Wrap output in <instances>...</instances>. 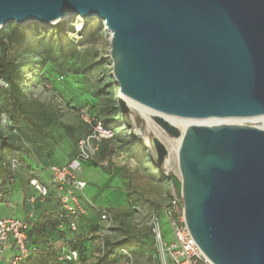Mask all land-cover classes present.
Here are the masks:
<instances>
[{
	"label": "water",
	"instance_id": "water-1",
	"mask_svg": "<svg viewBox=\"0 0 264 264\" xmlns=\"http://www.w3.org/2000/svg\"><path fill=\"white\" fill-rule=\"evenodd\" d=\"M75 15L104 21L120 94L180 137L170 180L196 244L213 264H264V127L216 120L180 129L160 115L264 116V0H0L2 27ZM150 143L162 168L168 148L156 135Z\"/></svg>",
	"mask_w": 264,
	"mask_h": 264
},
{
	"label": "rangeland",
	"instance_id": "rangeland-1",
	"mask_svg": "<svg viewBox=\"0 0 264 264\" xmlns=\"http://www.w3.org/2000/svg\"><path fill=\"white\" fill-rule=\"evenodd\" d=\"M65 21L66 31L61 38L50 30L63 20L24 25L10 22L0 28L5 39V58L17 65L15 79L20 83L21 99L49 135L45 139L35 136L24 124L21 131L10 120L4 107L5 94L0 90V134L12 146L3 150V163H16L15 182L25 179L30 172L47 176L49 164L69 161L74 155L71 153H75L77 138L88 132L89 121L98 116L115 129L116 136L109 139L108 151L99 157L104 172L93 165L97 153L89 164H81L80 175L86 181L83 192L88 202L86 214L78 219V242L85 251L69 264H148L154 250L149 216L160 213L161 203L172 192L170 175L179 173L176 156L169 151L173 138L157 123L149 122L148 114L137 115L134 109L127 111L130 124L123 123L126 113L122 112L116 93L119 86L112 74L110 34L104 21L96 17L82 19L78 15ZM13 25L21 31H14ZM62 69L67 74L59 71ZM0 86L6 89L9 84L0 78ZM103 107L107 110L105 115L100 114ZM225 121L261 124L259 119L246 117ZM153 135L168 144L167 161L160 169L150 143ZM131 140L136 143L134 147L129 144ZM139 146L142 152H138ZM122 162L131 163L128 175L116 172ZM21 191L24 196L26 190ZM10 207L11 198L0 202V215L9 214ZM95 207L108 212L109 226L100 219ZM159 216L163 235L171 240V228L165 217ZM128 237L135 240L122 242ZM109 243H119L110 255Z\"/></svg>",
	"mask_w": 264,
	"mask_h": 264
},
{
	"label": "built area",
	"instance_id": "built-area-1",
	"mask_svg": "<svg viewBox=\"0 0 264 264\" xmlns=\"http://www.w3.org/2000/svg\"><path fill=\"white\" fill-rule=\"evenodd\" d=\"M116 136V131L111 126H106L101 120L92 118L89 121V131L77 139L74 155L64 164L51 163L47 169L49 177L46 182L37 177L29 178V186L36 195H29L27 202L31 206L38 199H44L50 192L60 204V217L68 221L69 228L77 230V219L86 214L88 199L84 195L86 181L81 177V164L93 160L99 144L103 140H109ZM11 170L15 171L16 163L10 164ZM13 181V178L10 179ZM172 184V183H171ZM0 193V202L8 201ZM99 212L100 219L109 226V214L105 209L95 207ZM160 213H152L149 216L148 227L154 241V250L150 255L148 264H213L203 253L192 238L185 219L184 203L182 194L178 193L172 184V192L161 203ZM162 214L171 228V240H166L162 232L160 220ZM34 217L33 208L25 218L0 217V254L10 246L15 249L11 264H16L21 259L30 255L31 250L27 247V229L31 226ZM62 229V225H58ZM105 234V231H103ZM35 251V249H32ZM79 253L62 241L59 260L76 261Z\"/></svg>",
	"mask_w": 264,
	"mask_h": 264
},
{
	"label": "trees",
	"instance_id": "trees-1",
	"mask_svg": "<svg viewBox=\"0 0 264 264\" xmlns=\"http://www.w3.org/2000/svg\"><path fill=\"white\" fill-rule=\"evenodd\" d=\"M65 24V20H63L62 23H55L52 25L50 31L56 32L58 34V38H61L66 31ZM12 28L14 31H21L20 27H18L17 25H13ZM5 48V39L2 31H0V78L4 79L5 82L9 84V87L6 89H3V87L0 86V90H3L5 94V110L10 120L13 123L17 124L21 131H23L24 129L23 125L21 124H24V126H27V128H29L31 132L35 134V136H39L40 138L45 139L49 137L48 132L45 130L44 126L40 124V122L36 121L34 117L29 114V112L27 111V107L21 99L20 83L15 79L17 73V65L5 58ZM59 71L63 73V69L62 71ZM63 74L67 73L64 72ZM105 111L107 112L105 107H103L100 114L105 115ZM123 116V123L129 125V114L126 113ZM93 118L101 120L98 116H94ZM102 123H104L106 126L109 125L104 121H102ZM129 144H131L133 147L134 145H136L133 140L129 141ZM6 148L12 149V146L9 145L6 142L5 137L0 134V193L2 194L3 198L10 197L12 185L15 183V172L11 170L10 165L3 163L2 152ZM137 150L138 152L143 151L141 146H139ZM71 154L73 155L74 152ZM31 176L35 177V175L33 174ZM11 178H13L12 182L10 181ZM44 200H46V206L42 210L33 209L34 217L31 220V226L27 229L26 245L31 250V253L29 256L21 259L16 264H69L74 262L58 259L62 241H67V245L70 248L76 249L78 251V258L85 251L84 247L78 242V234L80 229L78 219L80 217L77 219L78 228L77 230L73 231L69 228L68 221L63 217H60V204L53 193L50 192L44 198ZM59 224L62 225V229H59ZM132 240H135V237H128L122 242H129ZM109 244L111 245V247L107 251L108 255L113 252V250L118 246L119 243ZM32 249H35V251H33ZM11 259L9 260L8 264H11Z\"/></svg>",
	"mask_w": 264,
	"mask_h": 264
},
{
	"label": "crops",
	"instance_id": "crops-1",
	"mask_svg": "<svg viewBox=\"0 0 264 264\" xmlns=\"http://www.w3.org/2000/svg\"><path fill=\"white\" fill-rule=\"evenodd\" d=\"M101 145H100V148L98 149L97 151V157L96 159L93 161V165H95L97 168H101L102 172L104 167V163L101 162L99 159V157H101L103 155L104 152L108 151V149L106 148L107 146V143H109L110 141L109 140H103L101 141ZM70 159V158H69ZM68 159V160H69ZM131 160V158H126L125 160ZM88 164L90 162H87ZM131 163H121V165H117L118 167L116 168V172H121V173H124V175H128L129 174V166ZM106 171V170H105ZM112 173V172H110ZM35 175V177H37L39 180L43 181V182H46L48 177H49V172H48V175L47 176H42L41 173L39 172H35V173H32L30 172V175H28L25 179H22L21 180H17V182H15L13 185H12V189H11V192H10V197L11 198V202H12V207L9 208V214H6V215H0V217H14V218H19V219H22V218H25L28 211L30 209H36V210H42L45 206H46V200L44 199H38L33 206L30 205V203L27 202V197L29 195H36V192L29 186L28 184V181H29V178L31 177V175ZM22 189H25L26 190V194L24 196H22ZM121 191H125L123 189H120ZM128 193V192H126ZM5 255L1 256L0 255V264H8L9 260L13 257V255L15 254V249L13 246H10L6 251H5ZM2 258V259H1Z\"/></svg>",
	"mask_w": 264,
	"mask_h": 264
},
{
	"label": "bare ground",
	"instance_id": "bare-ground-1",
	"mask_svg": "<svg viewBox=\"0 0 264 264\" xmlns=\"http://www.w3.org/2000/svg\"><path fill=\"white\" fill-rule=\"evenodd\" d=\"M61 20V19H60ZM2 26H0L1 28ZM119 88L117 89V94L119 97H122L125 104L128 105L130 107L131 110H133L137 115L142 114L144 116L147 117V114L149 115V120L153 121L151 119V115L152 114H157L156 112H154L153 110L141 105L140 103L130 99L129 97L120 94L119 92ZM139 113V114H138ZM162 117H164L166 120H168V122H170V124L175 125L176 127L180 128V129H184V127L189 124L192 121H216V120H221V121H225L226 118H205V119H191V118H180V117H174V116H168V115H163L160 114ZM246 118H251V119H259L261 121V124L259 127H264V116H252V117H246ZM150 122V121H149ZM226 122V121H225ZM170 137V136H169ZM173 138L172 140L169 141V146L170 149L173 152V154H175L176 156V152H177V147L179 145L180 142V137L178 138ZM163 142V141H162ZM167 143V142H166ZM164 143L167 147L168 144ZM167 161V160H166Z\"/></svg>",
	"mask_w": 264,
	"mask_h": 264
}]
</instances>
